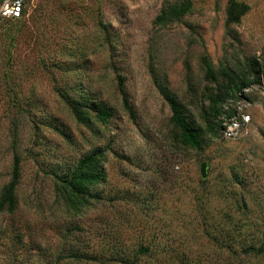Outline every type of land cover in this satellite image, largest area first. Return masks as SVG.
<instances>
[{
    "label": "rangeland",
    "instance_id": "1",
    "mask_svg": "<svg viewBox=\"0 0 264 264\" xmlns=\"http://www.w3.org/2000/svg\"><path fill=\"white\" fill-rule=\"evenodd\" d=\"M238 1L248 12L229 28L226 0H193L189 16L163 27L153 22L164 0H30L22 19L0 21V192L15 157L20 168L14 210L0 211V264H73L71 238L84 244L78 264H120L111 258L119 251L134 264H264L263 85L228 105L250 117L246 133L196 152L172 144L171 113L149 75L154 51L159 80L199 121L202 56L215 71L264 61V0ZM56 88L103 104L112 119L79 124ZM94 150L104 151L105 180L73 215L51 173ZM224 214L244 224L245 237L226 236ZM110 240L117 249L108 250ZM139 244L150 252L140 255Z\"/></svg>",
    "mask_w": 264,
    "mask_h": 264
},
{
    "label": "trees",
    "instance_id": "2",
    "mask_svg": "<svg viewBox=\"0 0 264 264\" xmlns=\"http://www.w3.org/2000/svg\"><path fill=\"white\" fill-rule=\"evenodd\" d=\"M29 1L26 0V3ZM226 2L225 27L229 28L240 23L241 18L248 12V7L238 0H226ZM193 10V0H164L153 25L163 27L173 23H180ZM20 19L0 18V21H18ZM155 57L156 55L153 51L149 57L151 58L149 75L158 93L169 107L171 113L168 121L170 125L169 137L172 140V144L180 150L201 152L215 137L221 138L219 131L222 122L231 119L236 111L234 108L228 106L229 103L239 100L243 96L244 91L248 90L252 85L261 83L264 89V61L260 62L255 57L248 58L238 71L230 69L227 66H223L215 71L209 59L206 56H202L201 67L204 79L208 85L199 94L200 109L197 112L199 119L197 121L159 80L156 72L157 68L154 65ZM112 72L114 73L115 89L120 96L122 109L130 119L134 120L135 112L129 103L125 78L114 66H112ZM55 92L59 100L81 125L88 126L93 125V122H97L106 126L113 117L111 110L103 104H93L91 98L81 97V95H79L80 99L74 98L62 88H56ZM103 162L104 151L94 150L70 166L67 172L51 173L58 197L66 211L73 215H78L90 203L91 199H98V196L93 194V191L105 180V173L102 168ZM19 175V159L15 157L11 179L0 192L1 212H13L14 210L15 190L18 185ZM157 176L160 177L161 181L164 177V172H158ZM201 183L204 185L206 181L202 180ZM222 220H226L220 225L226 236H229V238L235 235L236 237L234 238L245 237L243 231L244 224L241 221L233 222L230 215L227 214H224ZM70 240H72V244L69 246L67 257L71 263L78 264V262L87 258L83 250L84 244L82 240H78L77 238H71ZM111 240L109 241V251L113 248L117 249L111 243ZM253 250L254 248L252 247L242 248V252L244 253L254 252ZM133 251L134 249L131 252ZM136 251L140 255H147L150 249L148 246L139 244ZM255 251L257 252L258 250ZM119 253H121L120 258H118ZM111 258L120 264H134L137 261V257H127L121 251L111 252Z\"/></svg>",
    "mask_w": 264,
    "mask_h": 264
},
{
    "label": "built area",
    "instance_id": "3",
    "mask_svg": "<svg viewBox=\"0 0 264 264\" xmlns=\"http://www.w3.org/2000/svg\"><path fill=\"white\" fill-rule=\"evenodd\" d=\"M26 0H0V18L19 19L25 9ZM250 117L243 111H235L231 119L222 122L219 134L223 140H238L247 131Z\"/></svg>",
    "mask_w": 264,
    "mask_h": 264
},
{
    "label": "water",
    "instance_id": "4",
    "mask_svg": "<svg viewBox=\"0 0 264 264\" xmlns=\"http://www.w3.org/2000/svg\"><path fill=\"white\" fill-rule=\"evenodd\" d=\"M205 167H206V164H201L200 165L199 172H200V176H201L202 179H206Z\"/></svg>",
    "mask_w": 264,
    "mask_h": 264
}]
</instances>
